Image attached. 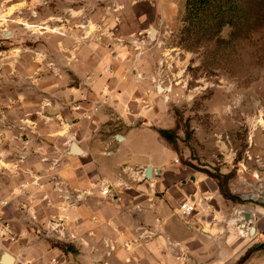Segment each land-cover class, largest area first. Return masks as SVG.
<instances>
[{
	"label": "crops",
	"instance_id": "1",
	"mask_svg": "<svg viewBox=\"0 0 264 264\" xmlns=\"http://www.w3.org/2000/svg\"><path fill=\"white\" fill-rule=\"evenodd\" d=\"M123 2L0 18V201L19 238L6 248L11 264H264V186L245 198L241 190L261 184L239 174L227 198L208 171L174 158L159 133L175 120L158 91V58L132 49L146 14ZM119 179L132 189L101 195ZM185 201L195 205L189 216ZM64 215L66 229L51 231Z\"/></svg>",
	"mask_w": 264,
	"mask_h": 264
},
{
	"label": "rangeland",
	"instance_id": "2",
	"mask_svg": "<svg viewBox=\"0 0 264 264\" xmlns=\"http://www.w3.org/2000/svg\"><path fill=\"white\" fill-rule=\"evenodd\" d=\"M87 1L0 0V18L2 23L25 22L20 17L26 6L34 11L50 8L56 12L63 6L85 5ZM98 2L100 6H118L115 0ZM13 6L17 8L11 10ZM119 6L136 9L139 16L146 14L140 25L144 32H136L137 45L132 49L135 53L151 50L158 58L163 74L158 84L166 88L161 94L166 95L165 102L175 120L171 128L176 139L171 144L177 152L174 158H179L181 164L208 171L213 178L227 169L226 173L232 172L229 189L239 174L250 183L264 186V27L256 34L252 47L239 49L241 54L231 62L208 67L200 52L188 51L179 42L185 0H124ZM27 16L32 17L31 11ZM48 28L49 32L57 30ZM33 29L37 33L43 31ZM228 32L226 29L224 35ZM93 33L92 28L87 31L89 36ZM155 135L150 131L144 138L153 143L157 153L162 147ZM149 147H140L137 154L144 155ZM228 157L231 159L224 162Z\"/></svg>",
	"mask_w": 264,
	"mask_h": 264
},
{
	"label": "trees",
	"instance_id": "3",
	"mask_svg": "<svg viewBox=\"0 0 264 264\" xmlns=\"http://www.w3.org/2000/svg\"><path fill=\"white\" fill-rule=\"evenodd\" d=\"M184 7L179 42L188 51L200 52L208 67L231 62L241 54L239 49L255 44L256 34L264 27V0H185ZM159 133L170 144L176 140L171 129H159ZM231 176L229 172L215 179L225 197L236 199L227 186Z\"/></svg>",
	"mask_w": 264,
	"mask_h": 264
},
{
	"label": "built area",
	"instance_id": "4",
	"mask_svg": "<svg viewBox=\"0 0 264 264\" xmlns=\"http://www.w3.org/2000/svg\"><path fill=\"white\" fill-rule=\"evenodd\" d=\"M113 189L118 190H129L132 189V186L129 185L125 180L119 179L114 181L113 183L105 184L100 193L103 196L112 195ZM44 198L48 199V195H45ZM50 201V199H48ZM8 200L0 201V248H7L9 244H13L18 241V235L13 230L9 222L4 217V208L8 205ZM67 206L64 207L66 209ZM195 210V205L190 201H185L180 205V213L184 216L191 215ZM35 219V217H34ZM68 220V215H64L63 217H55L48 225V228L54 233H59L61 235V231L66 229L65 221ZM260 241L264 242V233L260 237ZM113 249V248H112ZM180 258L185 260V255H181ZM24 264H31L30 261H24ZM49 264H61L58 258H52Z\"/></svg>",
	"mask_w": 264,
	"mask_h": 264
},
{
	"label": "water",
	"instance_id": "5",
	"mask_svg": "<svg viewBox=\"0 0 264 264\" xmlns=\"http://www.w3.org/2000/svg\"><path fill=\"white\" fill-rule=\"evenodd\" d=\"M164 90L163 86L161 84H158V91L160 93H162ZM118 137H121L120 135H118ZM72 149H74V152L79 153L81 152L78 148H76L75 144L72 142ZM152 166L148 165L146 167L145 170V178H151L152 177ZM252 189L249 190H243L240 191V194L246 195V194H250L252 193ZM247 196H245L246 198ZM245 217V221L249 220L250 214L249 213H245L244 214ZM13 256L4 248H0V264H11L13 262Z\"/></svg>",
	"mask_w": 264,
	"mask_h": 264
},
{
	"label": "bare ground",
	"instance_id": "6",
	"mask_svg": "<svg viewBox=\"0 0 264 264\" xmlns=\"http://www.w3.org/2000/svg\"><path fill=\"white\" fill-rule=\"evenodd\" d=\"M89 31H91V29H89ZM261 187H263V185L261 184ZM260 186H259V189H257V190H253L252 191V193H250V194H246L245 196H250V195H255V197L256 196H258L259 195V193H260ZM259 196H261V195H259ZM259 198V197H258ZM264 198V197H263Z\"/></svg>",
	"mask_w": 264,
	"mask_h": 264
}]
</instances>
